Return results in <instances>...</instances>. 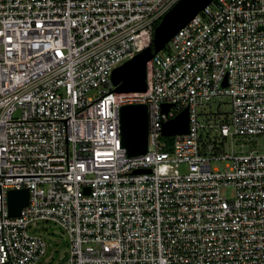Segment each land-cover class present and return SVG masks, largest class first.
<instances>
[{
    "label": "built area",
    "instance_id": "obj_1",
    "mask_svg": "<svg viewBox=\"0 0 264 264\" xmlns=\"http://www.w3.org/2000/svg\"><path fill=\"white\" fill-rule=\"evenodd\" d=\"M179 1L0 0V264H52L51 228L56 264H264V152L247 149L264 138V0H214L154 55L145 93H115ZM129 105L148 110L134 157ZM186 108L189 133L163 136Z\"/></svg>",
    "mask_w": 264,
    "mask_h": 264
},
{
    "label": "water",
    "instance_id": "obj_2",
    "mask_svg": "<svg viewBox=\"0 0 264 264\" xmlns=\"http://www.w3.org/2000/svg\"><path fill=\"white\" fill-rule=\"evenodd\" d=\"M214 0H180L161 20L154 31V38L147 48L132 60L114 70L112 82L116 94L145 93L148 88V65L154 55L161 52L184 27ZM226 85V83H225ZM173 105H164L168 112ZM190 128V111L186 108L163 127V136L187 135ZM121 137L129 157L144 155L148 149V110L145 105H129L121 109ZM149 172L138 170L136 174ZM28 189L12 190L8 194L11 217H19L29 205ZM50 255V251L48 256Z\"/></svg>",
    "mask_w": 264,
    "mask_h": 264
},
{
    "label": "rangeland",
    "instance_id": "obj_3",
    "mask_svg": "<svg viewBox=\"0 0 264 264\" xmlns=\"http://www.w3.org/2000/svg\"><path fill=\"white\" fill-rule=\"evenodd\" d=\"M152 68V63L150 62L148 65V72L151 71ZM96 96H98V91H93L92 93H90L88 95L89 98L94 99ZM229 99L228 98H224L223 100H215L214 102L211 103V107L209 105H207V109H212V111L214 112H219V113H223V114H227L230 111L229 108ZM171 138H166V141H170ZM165 141V140H164ZM255 144L260 145L259 148H257V146H252V147H247V149L250 148H254L259 150L260 152H264V138H260L258 140L255 141ZM230 145V142H229ZM213 167H220L223 168V165L221 163H214ZM225 195L227 196H232V190L231 189H227L225 191ZM45 231H47V229L45 228ZM49 232L51 234H54L55 236V240H52V238L49 236V233L46 232L44 237H47L49 241H51L52 243V264H56L57 262H60L64 259L65 255H66V251H67V242L66 239L61 235L60 231L58 229L55 228H51L49 229Z\"/></svg>",
    "mask_w": 264,
    "mask_h": 264
}]
</instances>
